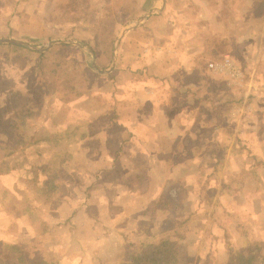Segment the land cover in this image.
Returning <instances> with one entry per match:
<instances>
[{
    "label": "crops",
    "instance_id": "crops-1",
    "mask_svg": "<svg viewBox=\"0 0 264 264\" xmlns=\"http://www.w3.org/2000/svg\"><path fill=\"white\" fill-rule=\"evenodd\" d=\"M79 1L56 2L58 28L51 24L55 31L71 23L68 14L61 13L64 5ZM29 2L20 0L18 11L0 6V38L24 40L28 35L68 40L54 38L53 31L47 33L50 23L43 19V12L36 19L39 27L29 25L32 19L25 22L23 12L32 8ZM208 40L221 42L216 51L209 50ZM130 42L133 67L127 70L134 75L144 70L148 82L135 78L131 84H122L123 97L126 93L138 99L133 101L139 107L133 116L124 117L133 123L120 122L114 132V136L126 134L118 148L121 155L110 156L108 148L103 157L107 163L112 159L109 168L116 166L117 174L124 177L116 183L121 196L128 198L119 217L146 223L144 228L137 226L135 234H166L175 240L178 249L186 251L187 261L179 252L180 264H227L231 254L246 248L254 233L264 234V0H165L156 13L122 38L119 47L126 48ZM47 51L0 44V84H20L21 90L27 89L24 84H36L44 75ZM208 54L231 55L248 71L252 85L248 114H230L221 121L219 115L205 113L200 85L187 80L174 84V77L193 73ZM237 137L246 139L242 143L248 151L247 162L237 161L236 147L242 148L235 147ZM187 153L192 157L189 162ZM209 190L215 193L206 196ZM154 216L159 220L155 229L151 227ZM173 222L176 227H170Z\"/></svg>",
    "mask_w": 264,
    "mask_h": 264
},
{
    "label": "rangeland",
    "instance_id": "rangeland-1",
    "mask_svg": "<svg viewBox=\"0 0 264 264\" xmlns=\"http://www.w3.org/2000/svg\"><path fill=\"white\" fill-rule=\"evenodd\" d=\"M19 1L0 0V6L18 11ZM28 1L32 8L23 12L27 14L24 21L32 19L29 22L32 28L40 26L36 19H41L43 12V19L50 23L47 33L53 31L54 38L90 44L97 54L98 65L108 68L120 31L148 12L155 0H86L87 4L80 0L74 5H84L93 11L92 24L69 23L56 31L51 24L58 28L55 6L59 0ZM64 8L61 13L67 10L66 4ZM74 16L69 15L68 19L73 20ZM208 25L211 27V22ZM24 38L34 45L53 40L28 35ZM110 38L113 43L109 54ZM220 43L208 40L206 44L214 52ZM133 48L131 42L126 48L119 47L121 62L103 75L88 67L91 62L88 51L73 45H56L47 51L44 75L36 84H24L27 88L24 90L20 84H0V122L8 120L12 132L10 136L0 134V264H146L145 260L153 258L151 244L159 237L169 238L166 234H135L137 226L141 229L146 223L119 217L128 198L121 196L116 183L124 177L121 172L117 174L116 166L109 168L112 159L108 163L103 159L108 148L110 156L121 155L118 148L126 134L123 131L114 136L119 127L115 122L132 124L133 120L125 121L124 117L133 116L139 107L133 101L138 99L126 93L123 97L122 84H131L135 78L148 82L144 70L137 76L127 70L133 67L130 57ZM212 55L201 59L194 66L196 70L184 78L171 74L174 84L187 80L189 84L200 85L205 113L219 115L221 121L230 114H248L252 87L248 84V71L241 68L244 80L236 82L209 67L211 60L219 59V55ZM234 127L232 123L230 128ZM245 140L237 137L235 141V147L237 144L242 147H236L235 151L239 162L248 160L246 144L242 143ZM191 158L187 153L186 160L189 162ZM221 158L225 160L226 155ZM46 179L62 183L67 191L60 195L57 188L53 194L45 188ZM104 180L108 181L106 186ZM214 193L209 190L206 196ZM156 220L155 216L154 222L151 220L153 229ZM169 225L177 226L175 222ZM262 236L254 233L246 248L237 249L236 253L242 252L247 258L254 256L250 264H264V240L259 239ZM177 251L187 261L186 251L182 248ZM232 255L235 252L227 264H238L239 258Z\"/></svg>",
    "mask_w": 264,
    "mask_h": 264
},
{
    "label": "trees",
    "instance_id": "trees-1",
    "mask_svg": "<svg viewBox=\"0 0 264 264\" xmlns=\"http://www.w3.org/2000/svg\"><path fill=\"white\" fill-rule=\"evenodd\" d=\"M82 5H74V3H72L70 6L67 7V10L65 11V13L69 15H75L73 17V20H70L71 23H74L76 25H83L86 26L88 25V23L90 21L94 20V16H93V11H90L89 9L85 8V6L83 5L82 7H80ZM113 39L110 38V42H109V54L111 53L110 51L112 50V42ZM103 40H102V44H103ZM101 48H98V50ZM99 52V51H98ZM43 53H41L40 55H42ZM115 120V119H114ZM116 121V120H115ZM116 125H118V122H115ZM11 125H9V121H2L0 122V134H6V135H12V132H10L9 128ZM44 184L46 185L45 188L46 189H50V191H53V194L55 193L57 188H60V195H63L67 190L65 185L61 184H55L51 179H46L44 181ZM168 236V235H167ZM169 237V236H168ZM151 248H152V255L153 258H151L150 260L147 259L145 260L146 264H180V259H179V253H178V247L176 244L175 240H171L170 237L169 238H165V237H159L157 241L153 242L151 244ZM250 253H254V249H250L249 251ZM233 258H239V263L238 264H250L253 257L254 256H250L249 258L245 257V255H243L242 252L240 253H236L233 256ZM231 257V259L233 260V258ZM256 258V256H255ZM235 260V259H234ZM264 261V259H263Z\"/></svg>",
    "mask_w": 264,
    "mask_h": 264
},
{
    "label": "water",
    "instance_id": "water-1",
    "mask_svg": "<svg viewBox=\"0 0 264 264\" xmlns=\"http://www.w3.org/2000/svg\"><path fill=\"white\" fill-rule=\"evenodd\" d=\"M165 0H157L156 4L154 5V7L147 12L146 14H143L142 16H140L137 20H135L133 23H131L130 25H127L126 27H124L120 33L118 34V36L115 39L114 42V48H113V52H112V62L111 65L108 68H102L98 65L97 62V54L95 53L94 48L88 44V43H82L80 41H74V40H59V39H54L51 40L49 42H47L46 44L43 45H34L31 44L28 41H24V40H20V39H16V38H0V44H13V45H17V46H22L34 51H38V52H43L46 51L48 49H50L51 47L58 45V44H64V45H73V46H77L80 47L82 49H85L86 51H88V53L91 55V62L88 63V65L95 70L96 72H98L99 74H104L107 75L110 72L113 71L117 60H118V50H119V46L121 44V40L122 38L132 29L138 27L139 25H141L143 22H145L150 16H152L154 13H156L160 7L163 5Z\"/></svg>",
    "mask_w": 264,
    "mask_h": 264
},
{
    "label": "built area",
    "instance_id": "built-area-1",
    "mask_svg": "<svg viewBox=\"0 0 264 264\" xmlns=\"http://www.w3.org/2000/svg\"><path fill=\"white\" fill-rule=\"evenodd\" d=\"M209 67L216 72L227 74L236 82L242 83L244 80V74L241 67L231 55H224L217 60L210 61Z\"/></svg>",
    "mask_w": 264,
    "mask_h": 264
}]
</instances>
